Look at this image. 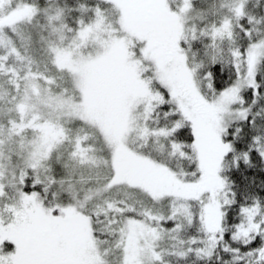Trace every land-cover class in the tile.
Wrapping results in <instances>:
<instances>
[{
	"label": "snow or ice",
	"instance_id": "1",
	"mask_svg": "<svg viewBox=\"0 0 264 264\" xmlns=\"http://www.w3.org/2000/svg\"><path fill=\"white\" fill-rule=\"evenodd\" d=\"M0 0V264H264V0Z\"/></svg>",
	"mask_w": 264,
	"mask_h": 264
},
{
	"label": "rangeland",
	"instance_id": "2",
	"mask_svg": "<svg viewBox=\"0 0 264 264\" xmlns=\"http://www.w3.org/2000/svg\"><path fill=\"white\" fill-rule=\"evenodd\" d=\"M212 1L210 2V0H207V2L203 5V8L205 10H207L209 6H211L213 3H216L217 2V0H214L213 2Z\"/></svg>",
	"mask_w": 264,
	"mask_h": 264
},
{
	"label": "trees",
	"instance_id": "3",
	"mask_svg": "<svg viewBox=\"0 0 264 264\" xmlns=\"http://www.w3.org/2000/svg\"><path fill=\"white\" fill-rule=\"evenodd\" d=\"M211 1H212V0H210V2H211ZM213 1H214V0H213ZM213 1H212V2H213Z\"/></svg>",
	"mask_w": 264,
	"mask_h": 264
}]
</instances>
